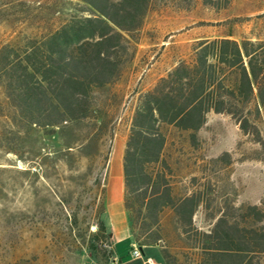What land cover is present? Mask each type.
I'll return each instance as SVG.
<instances>
[{
  "label": "rangeland",
  "instance_id": "rangeland-1",
  "mask_svg": "<svg viewBox=\"0 0 264 264\" xmlns=\"http://www.w3.org/2000/svg\"><path fill=\"white\" fill-rule=\"evenodd\" d=\"M77 3L0 0V46L56 30L76 13ZM229 33L237 41H264V0H154L131 61L121 78L100 92L99 119L19 138L0 118V264H97L110 258L115 221L109 195L111 187L113 195L120 193L115 176H121L138 96L176 62L188 61L197 41ZM259 112L250 120L260 141L229 116L213 113L198 133V148L187 146L186 134L174 133L168 148L173 189L178 196L204 190L206 201L187 235L172 215L165 216L161 241L150 249L152 260L199 264L196 233H209L221 212L229 225L241 224L238 208L256 206L264 215V106ZM254 228L264 230V216ZM251 263L264 264V255L253 256Z\"/></svg>",
  "mask_w": 264,
  "mask_h": 264
},
{
  "label": "trees",
  "instance_id": "trees-1",
  "mask_svg": "<svg viewBox=\"0 0 264 264\" xmlns=\"http://www.w3.org/2000/svg\"><path fill=\"white\" fill-rule=\"evenodd\" d=\"M79 1L56 30L0 46V118L19 138L101 117L100 92L131 61L154 0ZM232 36L197 41L188 61L180 60L136 101L122 157L123 208L145 259L161 241L166 215L187 235L206 201L204 190L178 196L173 189L168 148L174 133L186 134L187 146L198 148V133L213 113L229 116L260 141L250 115L258 117L264 106V41ZM238 211L239 225H229L221 212L209 233L196 231L199 264H252L253 256L264 255V230L254 228L263 212L256 206Z\"/></svg>",
  "mask_w": 264,
  "mask_h": 264
},
{
  "label": "crops",
  "instance_id": "crops-1",
  "mask_svg": "<svg viewBox=\"0 0 264 264\" xmlns=\"http://www.w3.org/2000/svg\"><path fill=\"white\" fill-rule=\"evenodd\" d=\"M134 45H137V42ZM178 62H176L170 69H168L165 75L161 76L160 78L166 76V74L170 72L177 65ZM157 81L155 82V84L157 83ZM154 85L151 87V89L154 87ZM115 177L118 180L117 183L120 188V193L118 195H113L112 187H111V192L109 195V200L111 205L110 216L111 218H114L115 221L113 223L114 227L112 228V233L109 236L110 249H111L110 252L115 262L111 263L110 258H108L107 260H105L104 262H100L99 264H141L140 261H133L130 257V251L134 246H136V244L130 234L127 213L123 208L124 183H123V174H122V161H121V176L119 177L115 176ZM125 255H127V258H124ZM150 259H152V257Z\"/></svg>",
  "mask_w": 264,
  "mask_h": 264
},
{
  "label": "built area",
  "instance_id": "built-area-1",
  "mask_svg": "<svg viewBox=\"0 0 264 264\" xmlns=\"http://www.w3.org/2000/svg\"><path fill=\"white\" fill-rule=\"evenodd\" d=\"M108 249L111 250L110 245L108 246ZM130 257L133 261H140L141 264H161V263L155 262L154 260H152L150 258H148V259L143 258L142 254H141V252L137 246H134L132 248V250L130 251ZM110 260H111V263L115 262V260L112 256L110 257Z\"/></svg>",
  "mask_w": 264,
  "mask_h": 264
}]
</instances>
